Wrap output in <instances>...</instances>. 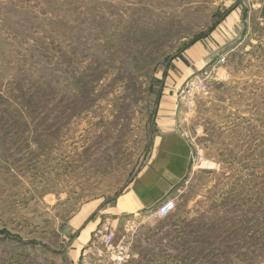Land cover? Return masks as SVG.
Wrapping results in <instances>:
<instances>
[{
    "label": "rangeland",
    "instance_id": "rangeland-1",
    "mask_svg": "<svg viewBox=\"0 0 264 264\" xmlns=\"http://www.w3.org/2000/svg\"><path fill=\"white\" fill-rule=\"evenodd\" d=\"M238 7L239 34L195 68L187 50L210 48ZM258 9L250 0H0V264H114L106 231L128 246V264H264ZM192 80L209 94L190 95ZM165 102L192 148L164 200L177 208L118 219Z\"/></svg>",
    "mask_w": 264,
    "mask_h": 264
},
{
    "label": "crops",
    "instance_id": "crops-1",
    "mask_svg": "<svg viewBox=\"0 0 264 264\" xmlns=\"http://www.w3.org/2000/svg\"><path fill=\"white\" fill-rule=\"evenodd\" d=\"M258 8L259 20L264 23V0H261ZM240 9L238 7L231 10L227 19L221 24V28L212 33L214 44L210 48L206 49L202 44H195L187 50L195 68L204 67L214 51L229 45V42L239 34ZM176 112L177 107L172 102L160 105L158 115L161 120L158 126L161 133L156 139L149 164L134 181L130 191L122 197L123 200L115 207L114 215L118 219L125 217L137 219L142 216V212L158 207L186 175L190 166L192 148L178 130ZM87 231L81 233V240H87L85 235L90 234ZM82 250H78L77 257H81Z\"/></svg>",
    "mask_w": 264,
    "mask_h": 264
},
{
    "label": "built area",
    "instance_id": "built-area-1",
    "mask_svg": "<svg viewBox=\"0 0 264 264\" xmlns=\"http://www.w3.org/2000/svg\"><path fill=\"white\" fill-rule=\"evenodd\" d=\"M253 2L254 7L259 6L261 0H250ZM226 61L225 58L220 60L219 63L224 64ZM189 86L190 95L200 93L202 95L209 94V86L205 80H192ZM177 208L176 201L174 199L164 201L160 206H158L155 215L158 218H166L172 214ZM103 244L106 247V250L111 254L114 264H128L130 261V254L128 246L125 244H114V234L110 231H106L103 236Z\"/></svg>",
    "mask_w": 264,
    "mask_h": 264
}]
</instances>
